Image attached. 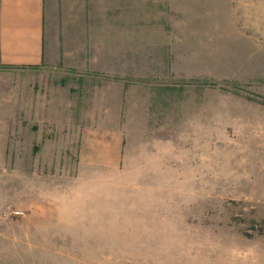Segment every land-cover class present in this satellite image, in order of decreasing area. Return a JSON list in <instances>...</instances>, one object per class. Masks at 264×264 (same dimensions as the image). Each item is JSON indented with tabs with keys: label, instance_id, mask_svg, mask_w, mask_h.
Listing matches in <instances>:
<instances>
[{
	"label": "rangeland",
	"instance_id": "1",
	"mask_svg": "<svg viewBox=\"0 0 264 264\" xmlns=\"http://www.w3.org/2000/svg\"><path fill=\"white\" fill-rule=\"evenodd\" d=\"M176 5L117 170L79 163L75 75L0 69V183L6 219L37 227L31 264H264V0Z\"/></svg>",
	"mask_w": 264,
	"mask_h": 264
},
{
	"label": "crops",
	"instance_id": "2",
	"mask_svg": "<svg viewBox=\"0 0 264 264\" xmlns=\"http://www.w3.org/2000/svg\"><path fill=\"white\" fill-rule=\"evenodd\" d=\"M177 1L0 0V69L76 76V153L88 169L117 170L122 164L124 122L144 88L137 79L164 60L166 21L179 8ZM18 199L10 202L16 210ZM5 209L2 180L0 264H31L30 250L22 252V235L26 242L37 227L22 228L21 219H6Z\"/></svg>",
	"mask_w": 264,
	"mask_h": 264
},
{
	"label": "trees",
	"instance_id": "3",
	"mask_svg": "<svg viewBox=\"0 0 264 264\" xmlns=\"http://www.w3.org/2000/svg\"><path fill=\"white\" fill-rule=\"evenodd\" d=\"M34 149H37V145L34 146Z\"/></svg>",
	"mask_w": 264,
	"mask_h": 264
}]
</instances>
